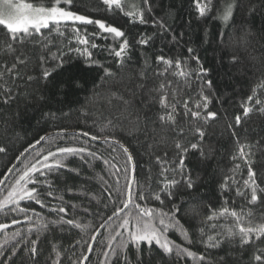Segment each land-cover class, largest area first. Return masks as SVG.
<instances>
[{
	"label": "trees",
	"instance_id": "obj_1",
	"mask_svg": "<svg viewBox=\"0 0 264 264\" xmlns=\"http://www.w3.org/2000/svg\"><path fill=\"white\" fill-rule=\"evenodd\" d=\"M23 2L37 7L48 4V0ZM223 2L213 0L212 12L201 18L193 0H149L148 5H144L143 0H121L124 11H135L137 7L144 10L147 23L140 24L138 20L132 22L119 9L106 10L102 0H74L71 10L92 19H101L125 32L124 38L130 47L123 63L109 55V51L124 38L114 39L94 25H81L79 22L42 29L22 45L17 44L27 63L18 66L19 78L6 76L0 82V87L11 88L10 98L0 94V146L7 149L0 153V178L17 162L16 157L21 153L26 155L16 169H22L25 163L32 161L37 152L41 154L37 158H42L49 150L55 151L56 147L70 144L87 147L100 159L87 157L91 161L87 164L80 156L67 158V167L47 176L53 185V197H42L45 206L34 201H22L21 207L30 209L26 214L7 208L0 211V223L9 224L8 229L0 231V264H53L57 259L53 246L60 252L61 264H78L82 256L89 257L85 264H109L111 255L106 260L104 253L110 252L106 247L107 237L114 233L119 223L116 218L96 238L91 252L87 251L85 241L93 244L91 236L97 235L100 225L117 206H122L120 201L123 197L117 195V190L124 191L126 179L131 180L133 170L134 193L157 189L161 177L155 157L167 152V159H178L174 147L176 141L184 145L200 142L206 154L201 157L197 150L187 153L185 173L191 177L194 187L189 189L176 175L175 178L181 182L172 189V201L162 197L163 205L151 199L137 202L148 207H162L166 211L173 203L180 206L177 218L193 243H186L178 231L168 235L197 255H205L206 261L188 257L178 259L175 254L161 255L154 246L152 264H252L251 253L256 247L264 248V240L243 249L239 247L238 238L231 244L225 242L220 248H205L200 243V227H205L207 234H214L202 222L213 211L218 212L225 207L238 213H251L254 222H264V193H258L261 199L256 203H249L250 191L243 184L247 179V167L240 160H232L239 144L253 145L252 167L257 173V184L264 188V113L255 110L259 107L255 105V99L264 101V88L259 87L264 81V0H239V6L227 26L214 19ZM148 7L152 9L150 12L146 10ZM153 21L163 22L169 31H162ZM73 27L79 28L82 36H87L89 45L77 42ZM6 31L0 25V40ZM173 35L176 39L172 38ZM141 37H151L148 45L137 43ZM92 43L97 47L92 48ZM85 47L92 54V60L111 70L113 74L110 77L103 78L100 67H89L87 56L74 51ZM2 48L0 43V62L4 59ZM188 48L194 51L190 53ZM40 55L46 57L43 67L38 59ZM53 55L58 59H52ZM161 55L173 61L181 60L182 67L190 75L175 76L172 74L175 69L160 75L166 67L156 60ZM7 59L11 63V57ZM61 61L63 65L59 67ZM44 69L51 72L47 79L42 75ZM29 75L34 77L32 81L27 80ZM208 81H211L210 85ZM162 83L166 87L161 91L158 89ZM253 89L257 95L249 104L247 98ZM165 92L169 103L176 106V120L185 128L183 135H174L159 122L158 117L170 111L159 104V98ZM202 96L210 101L206 111L215 112L217 116L206 124L199 122L205 131V137L200 141L199 136L188 131L191 118L184 115V102L187 101L192 108L198 102L204 103ZM5 99H8L7 103ZM244 106L254 109L247 117L243 115ZM236 116L241 117L239 125L235 123ZM230 124L231 128L228 127ZM81 131L98 137H115L119 143L112 139L91 140L82 136L73 140V134ZM52 134V138L63 135L64 139L53 142L48 137ZM42 136L45 140L40 141L42 143L37 149L30 151L31 145L39 144L36 141ZM125 147L133 163L127 161L123 151ZM104 160L108 163L105 164ZM236 163L241 164L240 169H235ZM18 174L14 171L9 179ZM225 177H229L228 187L221 189ZM238 188L246 195H237ZM47 190V185H44L43 191ZM4 195L6 192L0 193V199ZM60 207L67 211H56ZM25 215L31 218V222L25 219ZM61 217L89 227L82 231L68 224L54 223ZM13 219L19 223L12 224ZM208 223L232 226L233 222L229 217ZM43 224L48 227L40 230L34 227ZM15 232L21 235L4 244L6 236ZM37 237L38 254L34 257L29 251V242ZM13 250L15 255H12Z\"/></svg>",
	"mask_w": 264,
	"mask_h": 264
},
{
	"label": "snow or ice",
	"instance_id": "obj_2",
	"mask_svg": "<svg viewBox=\"0 0 264 264\" xmlns=\"http://www.w3.org/2000/svg\"><path fill=\"white\" fill-rule=\"evenodd\" d=\"M74 0H48V4H41L40 6H33L32 3H25L23 0L21 2H14V0H0V25L4 26V29L7 31L4 33V38L0 40L2 43L4 59L0 62V82L4 81L6 76L10 78H19L18 66L26 65V60L22 58V55L19 53L17 44H23L29 37H32L34 34H39L42 29H50L51 26H60L62 23L67 24V22H79L81 25H94L103 33L110 34L114 39L124 38L125 32L116 26H111L101 19H92L87 15L79 14L77 11L71 10ZM195 4L196 11L199 17H206L209 13L212 12L214 7L213 0H193ZM102 4L106 6V10L112 11L119 9L123 12L126 17H130L132 22H138L140 24H145L147 21L144 18V10H141L139 7L135 11H124L121 0H102ZM144 5L149 4V0H143ZM239 6V0H224L223 6L220 9H217V15L214 19H219L223 22L224 25H229L231 19L234 15V10ZM151 11V7L146 9ZM162 31L167 32L169 29L161 21H153ZM72 32L75 34V39L79 44L89 45V40L87 36L81 35V30L79 28L73 27ZM60 35H63L61 32ZM93 36L97 33H92ZM182 35V34H181ZM176 39L175 35L172 37ZM151 37L144 38L141 37L137 43L140 45H148ZM42 47H47L43 45ZM92 48H96L95 43L91 44ZM129 41L124 38L119 42L117 47H112L109 51V55L117 58L121 63L126 57V53L129 49ZM72 50V49H70ZM74 51L78 53L85 54L89 60V67L96 65L103 70L104 77H110L113 73L107 67H104L98 61L92 60V54L88 51V48L83 49L76 48ZM188 52H193L192 48L187 49ZM11 57V63L8 62L7 57ZM194 59L199 60L198 56H194ZM41 67L46 62V57L40 55L38 57ZM52 59H58L55 55L52 56ZM235 59V58H234ZM158 63L164 64L166 67L160 75H165L170 69H175L172 73L175 76L188 77L190 72L182 67L181 60L177 59L175 61L165 58L163 55L156 57ZM63 61H61L59 67H62ZM203 71V69H201ZM43 78L47 79L51 76V72L47 69L43 70ZM33 76H27L28 81H32ZM171 83V82H169ZM208 84H211V81H208ZM165 84H160L158 90H164ZM259 87L264 88V81L261 82ZM0 94L5 97L10 98L11 88L10 87H0ZM256 90L253 89L252 95L248 96L247 100L249 104L256 97ZM204 101L203 104L196 103L192 108H189L188 102H184V115L190 117L188 121V131L193 132L195 136H199L200 141H203L205 137L204 128L199 122L203 121L204 124L207 123L209 119H215L217 113L206 111L208 109V104L210 101L206 96H202ZM5 103L8 102V99L4 100ZM127 103V102H125ZM159 104L164 109H170L166 111L165 114H162L158 117L159 122L162 127L170 130L174 135L179 134L183 135L185 128L182 127L176 120L175 112L176 106L174 103H169L168 95L165 92L159 98ZM255 105L259 106L255 110L260 113H264V101L259 98L255 99ZM202 110L204 114L202 115ZM253 107L244 106L243 115L245 117L249 116L253 112ZM139 120V117H137ZM195 122V123H193ZM241 122V117H235V123L239 125ZM229 128L232 125H228ZM235 136V132L232 133ZM78 136L90 137L91 140L104 139L105 141L112 139L116 143L119 141L115 140V137H98L91 135L87 131H81L78 134H73V140ZM53 142L55 139H64L63 135H60L56 138H49ZM45 140V137H40L36 143ZM35 147V145H31ZM174 147L177 150L178 159L169 160L167 159L168 153L164 152L163 156H156V163L160 167L159 176L161 177L157 189H149L147 193L144 191L133 192L132 186L134 178L131 180L126 179L124 191L117 190V195L123 197L120 201L122 206H117L104 224H101L100 227H105L109 221H113L116 218L119 223L116 225L114 233H110L107 237L106 247L110 252H105V259L107 260L109 255H111V261L109 264H152V252L154 246L158 249L161 255H173L178 259H183L184 257L192 258L193 260H198L200 262L206 261V256L189 250L188 247H185L181 244L176 243L173 239L169 237V232H179L181 237L188 244H192L193 241L189 237L188 231L184 228L183 224L177 218V214L181 211V207L172 204L170 210H165L164 208L148 207L146 204L142 205L137 201H146L148 199L158 201L161 205L164 204V198L166 197L169 201H172L174 189L181 181L176 179L175 176L179 175L181 179L186 183L189 189L194 187V183L190 176L185 173V159L187 153L190 150H197L200 152L201 157H205L206 154L202 150L201 143H191L189 145H184L179 141L174 142ZM253 145L250 144H239L237 149V154L232 157L233 161L240 160L247 167V179L243 181L245 189L250 191V200L249 203H256L261 199L258 196V193H264V188H261L256 182L257 173L253 170L252 161L250 157L254 155L252 151ZM115 150V149H113ZM7 149L3 146H0V153L6 152ZM27 151V149H25ZM124 153L127 156V161H132V156L128 153V149L123 148ZM85 153L87 156H85ZM21 156L23 153L20 154ZM40 153L37 152L36 156L33 157V160L24 164L22 169H16V165H12L7 169V173L0 178V193L6 192V195L0 199V211H3L5 208L9 209L12 212L27 213L30 209L28 207H21L22 201H34L36 204L44 205L43 196L53 197V192L51 188L53 185L48 181L47 176L57 172L61 168L67 167L65 160L69 157L80 156L85 163L91 164V161L87 157H93L100 159L97 156V153L90 151L87 147L84 146H75L70 144L69 146H59L56 147L55 151L49 150L46 155L40 157ZM17 160L20 159L19 156L16 157ZM105 164L108 163L107 160L103 161ZM241 164L236 163L235 169H240ZM72 170V169H70ZM18 171V175L9 179V176ZM76 171V170H72ZM117 171H120L118 168ZM128 169L125 168L124 172L127 173ZM77 174H79L77 172ZM44 177V179H41ZM229 177H225L224 183L221 184V189H226L228 187ZM117 183L119 181L117 180ZM31 185V186H30ZM44 185H47L48 190L43 191ZM39 186V187H38ZM237 195L244 196L245 192H242L239 188L237 189ZM58 199H63V197H54ZM127 210V211H126ZM60 213H65L67 210L64 207L56 209ZM124 213V215H121ZM232 220V226L218 225L216 223H208L212 221L228 218ZM25 219L31 222V218L25 215ZM19 223V221L13 219L12 224ZM54 223H63L71 225L72 227L81 229L84 231L88 225H82L74 220H64L63 217L59 221ZM202 223L207 224L208 228L213 230L214 234H207L205 227L199 228L200 233V243L204 244L205 248H220L222 244L234 243L237 238L239 241V247L241 249L249 245H256L257 241L264 240V222H254L251 219V213H238L235 210H229L228 208H222L218 212L213 211L210 215L206 217V220ZM37 230L40 228H47V224L43 225H34ZM9 228V224L0 223V231L6 230ZM219 229V230H217ZM97 234L98 231H97ZM20 232L12 233L10 236H6L4 244L8 243V240L14 239L17 236H20ZM38 239L31 240L29 243L31 247L29 249L32 256L38 254ZM91 240H96V235L91 236ZM80 241H77L79 244ZM87 245V251H92V244L88 241H85ZM2 246V245H0ZM15 247V246H13ZM53 251L56 253L57 259L53 261V264H61L59 257L60 252L56 250L53 246ZM15 250L12 251V255H15ZM134 257V258H133ZM89 259L88 256H82L78 260V264H85ZM223 260V257L221 258ZM250 261L252 264H264V248L256 247L255 251L251 253Z\"/></svg>",
	"mask_w": 264,
	"mask_h": 264
},
{
	"label": "water",
	"instance_id": "obj_3",
	"mask_svg": "<svg viewBox=\"0 0 264 264\" xmlns=\"http://www.w3.org/2000/svg\"><path fill=\"white\" fill-rule=\"evenodd\" d=\"M54 135H57V134H54ZM51 136H53V134H52V135H49L48 137H51ZM41 143H42V142H40L39 144L35 145L34 148L32 147V148L30 149V151H33L34 149H37V148L41 145ZM10 176H11V175H10ZM10 176H9V177H10ZM134 177H135V171H133L131 179H133ZM133 184H134V183H133ZM126 211H127V210H126ZM109 223H110V221L106 224V226H107ZM106 226H105V227H106ZM105 227H101V229H100L99 232H98L99 234H97L96 237H98V236L100 235V233L103 231V229H104Z\"/></svg>",
	"mask_w": 264,
	"mask_h": 264
},
{
	"label": "bare ground",
	"instance_id": "obj_4",
	"mask_svg": "<svg viewBox=\"0 0 264 264\" xmlns=\"http://www.w3.org/2000/svg\"><path fill=\"white\" fill-rule=\"evenodd\" d=\"M26 155V153L25 154H23L22 156H20V159L19 160H17V162L14 164V165H16V167H17V165L20 163V161L24 158V156ZM132 163H133V161H132ZM134 171V170H133ZM133 171H132V173H133ZM10 178V177H9ZM134 179H135V177H134ZM134 185V184H133ZM132 189H133V186H132ZM122 214H124V213H122ZM121 214V215H122ZM115 219V218H114ZM97 238V237H96ZM94 243H95V241L93 242V244H92V248H93V245H94Z\"/></svg>",
	"mask_w": 264,
	"mask_h": 264
},
{
	"label": "rangeland",
	"instance_id": "obj_5",
	"mask_svg": "<svg viewBox=\"0 0 264 264\" xmlns=\"http://www.w3.org/2000/svg\"><path fill=\"white\" fill-rule=\"evenodd\" d=\"M14 2H21V1H18V0H14Z\"/></svg>",
	"mask_w": 264,
	"mask_h": 264
}]
</instances>
